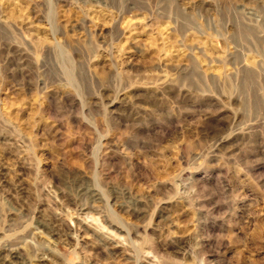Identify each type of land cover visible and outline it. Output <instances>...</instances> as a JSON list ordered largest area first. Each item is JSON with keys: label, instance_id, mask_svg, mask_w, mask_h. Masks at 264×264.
<instances>
[{"label": "rangeland", "instance_id": "obj_1", "mask_svg": "<svg viewBox=\"0 0 264 264\" xmlns=\"http://www.w3.org/2000/svg\"><path fill=\"white\" fill-rule=\"evenodd\" d=\"M0 264H264V0H0Z\"/></svg>", "mask_w": 264, "mask_h": 264}, {"label": "bare ground", "instance_id": "obj_2", "mask_svg": "<svg viewBox=\"0 0 264 264\" xmlns=\"http://www.w3.org/2000/svg\"><path fill=\"white\" fill-rule=\"evenodd\" d=\"M18 253H17V251L16 250H14V249H8V256H9V258H11L10 260H12L13 258H17V255ZM12 263V262H11Z\"/></svg>", "mask_w": 264, "mask_h": 264}]
</instances>
